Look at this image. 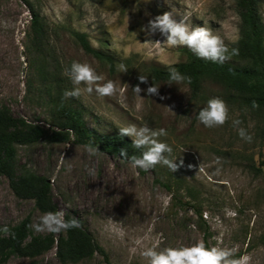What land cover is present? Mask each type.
Instances as JSON below:
<instances>
[{
  "label": "rangeland",
  "instance_id": "1",
  "mask_svg": "<svg viewBox=\"0 0 264 264\" xmlns=\"http://www.w3.org/2000/svg\"><path fill=\"white\" fill-rule=\"evenodd\" d=\"M257 4L264 22V0ZM29 8L39 16L43 49L33 39ZM171 11L190 27L210 28L229 49L238 39L235 0H0V112L22 119L24 128L44 131L38 142L15 146L16 174L47 179L55 208L47 212L79 218L106 257L97 253L77 263L60 262L53 246L32 258L12 256L4 264H147L140 255L147 247L178 248L198 241L235 249V259L247 256L250 264H264V108L247 106L244 95L215 84L193 93L185 81L153 80L151 67L184 62L190 51L157 44L165 38L142 30L149 20ZM5 21L8 28L2 26ZM72 32L112 56L114 68L85 53ZM74 61L90 64L117 88L112 97L82 91L66 99L91 129L120 136L119 129L132 124L164 128L168 135L159 139L172 148L169 158L178 164L183 160V166L171 172L158 164L144 171L133 167L131 157L90 155L72 135L67 141L51 138L66 133L56 126L52 78L63 93L72 90L65 70ZM139 76L147 77V83ZM152 84L159 87L158 95L147 94ZM137 85L139 94L133 90ZM217 97L225 101L229 119L222 127L206 128L196 116ZM236 119L253 137L251 143L238 135L232 124ZM123 138L132 146L130 137ZM176 191L180 203L173 200ZM47 212L33 199L16 195L0 175V228L28 218L31 236L57 237L63 231L37 233L31 227ZM120 230L123 238L117 235Z\"/></svg>",
  "mask_w": 264,
  "mask_h": 264
},
{
  "label": "trees",
  "instance_id": "2",
  "mask_svg": "<svg viewBox=\"0 0 264 264\" xmlns=\"http://www.w3.org/2000/svg\"><path fill=\"white\" fill-rule=\"evenodd\" d=\"M235 8L239 20L238 39L232 48L238 49L239 54L224 64L213 63L197 58L191 51L186 52V61L169 66L174 67L182 76L190 77L191 83L185 80L193 93L202 90V86L211 83L224 89L237 91L242 102L252 107L256 101L260 108H264V22L260 16L257 0H235ZM31 15L30 29L38 49H43V31L39 16L29 8ZM72 36L79 43L82 50L99 61L107 63L112 70L114 58L92 47L87 37L78 32ZM169 67H151L150 74L154 81L169 82ZM51 77V75H49ZM52 100L53 114L56 126L65 131V134L54 133L51 138L57 141H67L72 135L74 143L91 145L103 152L117 157L120 150L126 149L128 157L140 155L123 137L102 135L91 129L84 121L83 114L62 100L63 90L61 84L55 82ZM26 127L22 119L11 117L6 111L0 112V175L4 176L13 192L24 199H33L37 207L44 211H54V206L49 199L50 185L43 177L29 174L17 176L15 168V146L29 145L38 142L44 137V131L39 127ZM164 187L171 191L170 185ZM173 200L180 203L178 191ZM201 217V211L195 210ZM77 219L81 227L63 231L57 237L47 235L43 237L31 236L29 233L30 221L28 218L14 226H8L9 235L0 232V263L4 264L12 256L32 258L45 251L55 248L56 257L60 262L77 263L90 259L95 254L106 257L91 234L83 227L79 218L66 215L65 220ZM3 228V227H1Z\"/></svg>",
  "mask_w": 264,
  "mask_h": 264
},
{
  "label": "clouds",
  "instance_id": "3",
  "mask_svg": "<svg viewBox=\"0 0 264 264\" xmlns=\"http://www.w3.org/2000/svg\"><path fill=\"white\" fill-rule=\"evenodd\" d=\"M169 2V0H166ZM173 11L165 12L162 15L156 16L149 20L147 26L142 30L147 35L152 36L159 33L165 38L164 42L156 41L157 44H164L170 48L186 47L197 58L208 60L213 63L224 64L229 61L232 56L238 55V49L231 50L225 44L224 39L219 35L213 34L208 27H190L183 19L177 21L173 17ZM8 28L9 25L5 21L2 25ZM150 42V41H149ZM126 71V69H125ZM72 84L75 86L72 90H65L62 100L69 98H78L82 91L88 94L96 93L97 96L112 97L116 95L117 88L112 80L105 81L102 74H98L96 70L88 63L78 61L72 62L69 69L65 70ZM147 77L139 76L141 83H147ZM187 80L191 83L190 77L182 76L174 67H169V82L168 84H180ZM85 85L81 89L80 85ZM159 87L152 86L147 88V94L158 95ZM133 90L139 94L142 89L137 85ZM254 109L259 108V104L252 101ZM196 119L206 128L222 127L229 119V110L225 103L220 98L209 99L206 106L203 107ZM233 127L238 128V135L247 143H251L253 137L246 132L245 129L239 128L241 121L236 119L232 121ZM119 135L122 137H130L132 147L134 149H144L139 156H131L133 167L148 171L156 165L166 166L171 172H176L183 166V160L179 164L176 159H170L172 148L160 141V137L168 135L164 128L151 129L147 124L137 127L135 124L122 127L119 129ZM90 155H95L99 150L91 145L86 146ZM168 155H165V154ZM120 155L127 158L128 152L126 149L120 150ZM219 160V158H217ZM191 167V165H189ZM63 211L47 212L39 217V221L31 227L37 233H53L59 234L62 231H67L71 228L81 227L80 222L73 218L66 221ZM0 232L4 235L10 234V229L7 226L0 228ZM117 235L123 238L125 233L120 230ZM158 246L147 247L143 249L140 255L146 260L147 264H250V257L244 256L235 259V249L224 248L220 246H207L203 241H198L190 246H181L178 248L165 247L157 250Z\"/></svg>",
  "mask_w": 264,
  "mask_h": 264
}]
</instances>
